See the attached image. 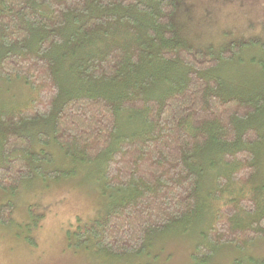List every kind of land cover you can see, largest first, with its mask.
<instances>
[{
	"label": "trees",
	"instance_id": "1",
	"mask_svg": "<svg viewBox=\"0 0 264 264\" xmlns=\"http://www.w3.org/2000/svg\"><path fill=\"white\" fill-rule=\"evenodd\" d=\"M189 5L0 0V226L20 187L95 167L105 207L78 220L75 247L138 256L202 208L192 264L264 240V75L244 77L264 61L237 37L193 46ZM54 158L67 169L46 170Z\"/></svg>",
	"mask_w": 264,
	"mask_h": 264
},
{
	"label": "rangeland",
	"instance_id": "2",
	"mask_svg": "<svg viewBox=\"0 0 264 264\" xmlns=\"http://www.w3.org/2000/svg\"><path fill=\"white\" fill-rule=\"evenodd\" d=\"M187 1L190 5L185 18L188 17V24L195 28H191L186 37L202 38V41L190 39L189 43L201 48L204 44L217 42L216 46H225L237 37L248 42L243 54L246 61L254 56V52L264 61V56L258 52V44L252 42L255 39L264 41V0ZM245 72L249 73L244 75L246 79L251 73H254L253 79L264 75L258 70ZM19 95L20 91L15 90V96L19 98ZM259 161L260 175L254 180L256 184L264 181V149L260 151ZM44 167L46 170L67 169L66 163L56 158ZM96 175L95 167H79L74 174L56 180L35 179L31 185L20 187L15 194L12 223L0 226V264H192L191 254L199 226L208 219L203 208L192 224L173 226L150 240L138 256L117 259L71 244L69 234L78 220L89 221L104 210V198L98 189ZM228 239L234 241L225 237L219 242ZM234 259H244L245 264H262L264 240L255 241L245 253L230 245L220 246L206 264H230Z\"/></svg>",
	"mask_w": 264,
	"mask_h": 264
},
{
	"label": "bare ground",
	"instance_id": "3",
	"mask_svg": "<svg viewBox=\"0 0 264 264\" xmlns=\"http://www.w3.org/2000/svg\"><path fill=\"white\" fill-rule=\"evenodd\" d=\"M226 246V245H225ZM145 248V247H144ZM219 248V247H218ZM243 253V252H242Z\"/></svg>",
	"mask_w": 264,
	"mask_h": 264
}]
</instances>
